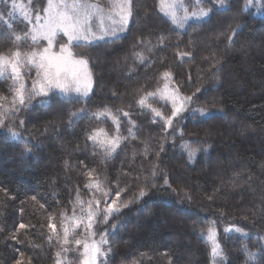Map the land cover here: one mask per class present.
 I'll return each instance as SVG.
<instances>
[{
    "label": "trees",
    "instance_id": "1",
    "mask_svg": "<svg viewBox=\"0 0 264 264\" xmlns=\"http://www.w3.org/2000/svg\"><path fill=\"white\" fill-rule=\"evenodd\" d=\"M17 1L42 10L47 0ZM89 2L104 10L111 7L109 0ZM183 3L189 13L201 7L212 11L179 27L161 11L159 0H132L126 30L72 48L89 61L93 87L88 96L57 91L6 114L0 127V264H15L21 254L25 264H56L62 236L58 226L60 236L49 242L48 217L51 214L59 225L60 213L71 207L77 190L79 196L86 195L85 185L92 179L87 173L93 169L102 187L112 190V198L125 189L119 203L133 201L95 226V232L107 236L111 249L103 264H212L209 227L215 228L223 250L218 264H264V12L258 14L255 4L243 11L245 0H226L223 7L216 0ZM4 4L0 0V9ZM177 15L182 17L184 9ZM6 19L12 32L0 22V53L11 56L33 49L30 36L24 38L31 23L19 12ZM182 52L191 56L181 59ZM134 53H142L144 62ZM165 71L173 74L170 89L179 87L185 96L195 93L167 131L163 120L154 121L151 110L137 104L145 93L163 91ZM9 94L6 75L0 78V96ZM148 103L171 114V104L159 95ZM106 106L120 119V135L126 137L111 157L88 140L94 128L115 132L107 116L87 115ZM200 107L208 112L194 115L192 109ZM80 109L85 115L70 125V113ZM129 119L136 122L134 137L128 134ZM8 125L19 133L17 138L9 135ZM184 141L198 149L192 160L180 147ZM165 178L171 187L164 185ZM141 187L146 194L137 199ZM21 223L31 227L19 229ZM230 226L248 235L226 233ZM72 254L68 264H78L79 257Z\"/></svg>",
    "mask_w": 264,
    "mask_h": 264
},
{
    "label": "snow or ice",
    "instance_id": "2",
    "mask_svg": "<svg viewBox=\"0 0 264 264\" xmlns=\"http://www.w3.org/2000/svg\"><path fill=\"white\" fill-rule=\"evenodd\" d=\"M110 10L105 13L102 6L95 3H90L89 0H47V6L42 9L44 15L41 17L40 10H30L31 5L27 7L23 3H18L17 0H12L9 5L7 0H5L4 8L0 9V22H3L7 26L9 32H12V23L8 18H11L19 12L24 20L32 23L31 16L33 11L35 12V23L32 26L30 33H25L24 38L30 39L33 44L39 45L41 42H46V46L42 49L39 47L33 48L30 52L21 53L20 51H15L11 56H5V54L0 53V78H4L6 75L10 74V78L13 80V85L10 86V91L12 92V105L10 109H5L4 104L0 103V127L5 123L6 112L9 111H19L20 108L28 107L34 97L45 98L50 94L59 92L63 95H70L72 92L80 94L82 96H88L89 92L92 90V72L89 68V61L84 57H77L73 51V46H90L92 42L98 39H103L104 36H114L118 31H124L129 26L130 17L132 16V0H109ZM226 0H216V3L223 7ZM195 4L203 3V0H194ZM255 4L259 9H264V0H245L243 5V11L249 10V8ZM159 5L161 11L165 15L169 16L172 23L183 27L184 23L187 22L192 17H207L212 11L211 8H199L198 11L189 13L185 7L183 0H159ZM184 9V15L178 16L177 12L179 9ZM118 17V19H117ZM105 20L109 21V24H105ZM42 21V22H41ZM240 27L239 24L235 25L231 29L232 35L228 36V42L231 43L234 39L236 30ZM97 31L100 35H97ZM66 37V43H60V38ZM21 36H15L16 41H20ZM164 38L161 37L159 43L163 44ZM59 44V51H54V45ZM151 50V49H149ZM137 61L143 63L145 57L142 53H134ZM182 59L185 56L190 57L191 53L182 52L179 53ZM219 64V61H216ZM25 68H35L36 77L31 81V89L29 90L27 84L24 81ZM161 77L166 81L164 84L163 91L159 88L155 92L145 93L137 101L138 106L141 109L148 108L154 114L153 119L158 117L164 122L165 131L169 128H174L175 118L179 117L181 113L188 109V106L192 103L195 93L191 96L182 95L179 87L175 89L169 88V83L173 80V74L171 71H165L161 74ZM218 79V77H216ZM190 79V78H189ZM200 89H197L199 92ZM159 95L161 101L165 104H171V114L164 115L160 109L153 107L148 103L149 98L155 99ZM7 100V97L0 96V101ZM43 101V99L41 100ZM85 109H80L77 112L70 113L68 123L71 125L74 120L79 119L85 115ZM122 112L124 117H130V112L119 110ZM193 114L199 112L204 115L208 112L206 107H200L192 109ZM89 116L101 119L107 116L111 122L115 125V132L109 133L104 128H94L90 133H88V140L92 141L94 146L100 147L106 157H111L113 153L117 151L123 140L126 137L120 135L121 123L120 119L114 115L111 109L107 106L96 112L87 113ZM23 121H21V124ZM129 136H135L134 128L136 127V122L129 119ZM7 131L12 138H17L19 133L14 127L8 125ZM180 135H183L181 132ZM180 147L187 151L189 160H192L198 149L192 147L189 142L184 141L181 143ZM162 149V146H161ZM25 151H28L25 149ZM145 155H147V146L145 148ZM159 156V153H157ZM67 163V162H66ZM87 175L92 178L91 182L85 185V188L100 193L101 198L106 204L103 209L104 222L107 223L110 216L119 213L120 209L127 207L128 204L133 201L129 200L122 204H118L117 201L121 197V194L125 189H119L115 192V198L111 196V189L105 190L102 187V182L99 180V176L96 170H91ZM127 175V173H125ZM158 175L156 165H153L151 171V177L155 178ZM139 179V177H137ZM145 179H148L146 177ZM164 185L171 187L167 178L164 180ZM7 195V190H2ZM175 191V189H173ZM79 197V190H77ZM146 191L141 187L138 191L137 199L143 197ZM187 195V193L185 194ZM211 198V197H210ZM36 201L37 198L33 196L31 198ZM190 199V197H189ZM111 200V203L107 201ZM87 203V209L84 205ZM101 199H96L95 194L92 199L88 201H82L79 198L76 204L79 206L80 214L77 215L76 208H73L72 216L69 217L66 212L60 213L61 217V227L63 228V240L61 242V250L56 253L58 259L56 264H63L60 259L62 254H68L72 251H77L80 255V264H97L98 258L106 256L108 253L104 252L103 246L108 244V239L105 234H102L99 240L94 238L89 239V237H94L95 233L92 231L93 224L98 221L99 215L101 214V209L99 205ZM41 208L44 205H40ZM86 215L87 223L84 224L83 217ZM84 226L85 238L75 239L74 243L78 246L76 249H72L69 245L70 229L72 233L75 230ZM31 227L30 225H25L21 223L18 228L24 229ZM116 225H113L115 228ZM48 228L52 235L48 237L49 242L52 240V236H60L57 230V226L53 223V217L50 214L48 217ZM235 231L241 233L242 236H247L248 234L244 232L243 229L239 227H229L225 229V232ZM201 235H205L203 229H201ZM12 239L16 240L17 236L13 234ZM206 239L210 244V256L212 259V264H218V258L223 257V250L217 239V233L214 227H209L206 233ZM19 242V241H17ZM246 249L247 246L243 245ZM111 249H109V252ZM250 259L254 258L252 254H249ZM15 264H25L23 254L20 258L15 261ZM27 264H31L29 260Z\"/></svg>",
    "mask_w": 264,
    "mask_h": 264
},
{
    "label": "rangeland",
    "instance_id": "3",
    "mask_svg": "<svg viewBox=\"0 0 264 264\" xmlns=\"http://www.w3.org/2000/svg\"><path fill=\"white\" fill-rule=\"evenodd\" d=\"M17 2L18 3H22V2H19V1H17ZM10 4H11V1H10ZM46 6H47V1H46V3H45L43 8H45ZM253 7L256 8V11H257L258 14H262L261 12H264V9H259L256 5H253ZM109 10H105V13H107ZM40 15H41V17H43V15H44L42 10H40ZM194 18H197V17H194ZM117 19H118V17H117ZM31 20H32V23H31V29H32V26L35 23V13H33V18H31ZM109 23H110L109 21L105 20V24L106 25L109 24ZM122 32L123 31H118L116 33V35H114V36H117V35L121 34ZM100 34L101 33L97 31V35H100ZM114 36H112V37H114ZM105 37H111V36H104V38ZM66 42H67V38L64 39V37H62V34H61L60 43H66ZM45 46H46V42H41L38 46L34 44V48L35 47H39V48L42 49ZM31 50L32 49H29L26 52H30ZM54 51H57V52L59 51V44L54 45ZM23 72H24V81L27 84L28 89L30 90L31 89V81H32V79H34L36 77V69L35 68H25L23 70ZM8 75L10 76V74H8ZM12 85H13V80L10 78V86H12ZM34 99H35V97L33 98V100ZM33 100H32V102H33ZM32 102H31V104H32ZM2 103L4 104V108L5 109H10L11 108V105H12V92L11 91H10V94L8 95V97H7V100L3 101ZM188 108H189V106H188ZM0 111H4V109H0ZM8 113L9 112H6V114H8ZM5 119H6V115H5ZM89 182H91V179L89 180ZM94 194H95V198L96 199H101V203L99 205V208L101 209V214L99 215L98 221L93 224L92 231L95 233V236L94 237H89V239L94 238L96 240H99L101 235H99L97 232H95L94 229H95V226L97 225V223L100 222V220H102L104 218L103 209L106 207V204L103 201V199L101 198L100 193L95 192V189H92V190L87 189L86 195L85 196H79V197L77 196L76 199L74 200L73 204L71 205V207L68 210L64 211V212H66L67 215L69 217H71L72 216V212H73V208L75 207L77 215L79 216L80 209H79V206L76 204L77 199L79 198L80 200L86 202L89 199H92ZM107 202L111 203V200H108ZM117 203L120 204L119 201H117ZM84 207H85V209H87V207H88L87 203H85ZM62 219H64V218L60 216L59 220L57 221V222H59V225H56V226L57 227L59 226V231L61 233L62 240H63V228L61 227V223H60ZM83 220H84V224H86L87 223L86 215H84ZM84 238H85V231H84V226L83 225L80 228L76 229L74 234L72 233V230L70 229V236H69L70 243H69V245H65V246L66 247L70 246L72 249H76L78 246H76L75 243H74L75 239H84ZM103 250H104V252H106L108 254L106 256L99 257L98 261H97V264H103L106 260H108V258L110 256V252H109V249H108L107 245L103 246ZM71 253H73L72 256L74 254L76 255L75 258H77V256L79 257L78 264H80V255H79V253L77 251H72V252H70L68 254H63L64 257L61 258V260L63 261V264H68V260H67L68 257L67 256L69 255L71 257Z\"/></svg>",
    "mask_w": 264,
    "mask_h": 264
}]
</instances>
